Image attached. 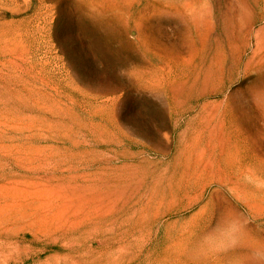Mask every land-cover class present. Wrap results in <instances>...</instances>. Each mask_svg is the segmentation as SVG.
Wrapping results in <instances>:
<instances>
[{"label":"rangeland","instance_id":"rangeland-1","mask_svg":"<svg viewBox=\"0 0 264 264\" xmlns=\"http://www.w3.org/2000/svg\"><path fill=\"white\" fill-rule=\"evenodd\" d=\"M251 256L264 0H0V264Z\"/></svg>","mask_w":264,"mask_h":264},{"label":"bare ground","instance_id":"bare-ground-1","mask_svg":"<svg viewBox=\"0 0 264 264\" xmlns=\"http://www.w3.org/2000/svg\"><path fill=\"white\" fill-rule=\"evenodd\" d=\"M156 77V76H155ZM241 259H243V258H241V256L239 257L238 255H236L234 258H233V261L235 262V263H240L241 262ZM254 259V260H253ZM244 260H247V261H250L252 264H255L254 263V261L255 262H257V263H259L257 260V258L256 257H252L251 256V258H249V259H244Z\"/></svg>","mask_w":264,"mask_h":264}]
</instances>
